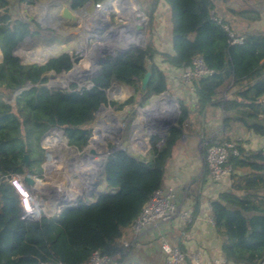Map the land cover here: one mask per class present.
<instances>
[{"label":"trees","instance_id":"trees-1","mask_svg":"<svg viewBox=\"0 0 264 264\" xmlns=\"http://www.w3.org/2000/svg\"><path fill=\"white\" fill-rule=\"evenodd\" d=\"M24 1L40 0H0V264H89L93 251L109 256L111 264H156L154 256L136 254L134 245L122 247V240L160 187L181 137L203 135L210 139L208 143L229 140L206 135L203 124L209 106H220L225 112V130L237 123L264 136V30L251 27L261 18L264 0H143L148 21L145 45L116 55L105 53L103 59L115 56L102 64L101 72L90 79L91 85L78 89L74 84L64 88L46 85L49 73L72 68L78 59L75 55L62 51L39 63L23 62L14 52L25 39H30L31 46L66 40L44 31L34 20L17 16L13 7ZM68 1L72 9H78L101 0ZM161 1L168 6L173 53L160 48L154 34ZM229 32L242 41L230 43ZM195 56L213 73L194 82L191 98L180 102L179 115L166 136H150L147 155L114 150L106 157L99 182L102 189L95 200L84 196L59 215L21 219L19 195L7 178L41 175L46 152L40 139L50 127L61 128L68 144L81 149L90 132L83 125L94 120L101 105L131 110L145 106L167 90L166 72L157 60L179 70ZM146 72L150 75L142 89L140 81ZM114 83L130 88L131 95L120 101L109 99L107 90ZM225 87L234 88L229 96L222 94ZM237 148L239 154L228 157L230 187L211 200L210 214L228 262L264 264V147L246 149L239 140ZM24 154L29 158L26 166ZM202 179L184 187L193 201V218Z\"/></svg>","mask_w":264,"mask_h":264},{"label":"built area","instance_id":"built-area-1","mask_svg":"<svg viewBox=\"0 0 264 264\" xmlns=\"http://www.w3.org/2000/svg\"><path fill=\"white\" fill-rule=\"evenodd\" d=\"M56 2L57 1H53L52 3L55 5L56 9L52 14L47 11L46 7H41L42 9H38L36 8V3L24 1L20 4L22 9L21 18L25 20H35L43 27L46 26L51 29H58L61 20L66 19L70 27V33H85L86 37L96 38V42L93 44V47L96 43L100 42L102 36L108 35L112 31L122 32L123 36H125L123 29H125L127 26H133L136 28V34L141 33L142 38L146 17L143 12L138 9L136 1L135 3L137 5V13L133 11L135 9L131 4V0H101L92 4L86 3L78 9H72L68 0L67 5H63L62 3L58 4V2ZM88 6L91 8L90 11L86 10ZM120 10H122L124 13L119 12ZM78 13L82 16L80 17ZM141 16L143 17V20L140 19ZM117 21L122 23V26H119L118 29L114 28V25ZM124 32L127 33V31ZM115 35L117 36V34ZM123 36L119 34L117 38L123 40ZM136 37L131 35L130 37L128 36L127 39H133ZM229 37L230 43L242 41V37H235L231 32H229ZM114 56L115 55L108 56L104 58V60ZM47 59L48 57H45L44 60L39 63H43ZM73 64L74 66L70 69L71 71L74 70V67L76 66L75 62H73ZM94 65L95 67L97 66V69L99 70V64L97 61L94 62ZM97 72L93 71L91 73L97 74ZM212 73L213 70L203 62L202 58L200 56H195L187 66L181 68L180 78L186 83L188 90L192 91L193 84L198 78L210 75ZM88 74H83L85 76H83V78L81 77V79H78L83 84L87 83L85 86H89L91 84L89 81L90 78L89 80L87 79L89 76ZM80 87L81 86L77 87L76 89ZM160 95L161 94L151 98L150 101L152 104L154 103L155 99L160 97ZM137 109L142 111L145 108L137 107ZM98 113L100 116L96 120L95 118L97 117ZM95 118L93 121L83 125V127L90 130V132L88 134L86 144L81 149L70 146L63 130L56 126L50 127L45 132V136L41 140L42 148L44 150H51L46 152L47 156L49 157L46 159L48 162L45 164V168L48 169L51 164H56L59 162L64 163L66 166L69 165L67 166L68 169L74 168L76 173L80 176V183L82 187L85 188V190H91V193H94V191L99 187L98 185L101 180L106 157L114 151V148H107L104 141L111 138L119 142L115 136H117L118 132L123 129L124 125L123 122H121V120L115 116L114 110L111 109L109 105H101L95 111ZM58 135L62 140L56 142L54 137H58ZM139 137L140 136L138 132H134V134L131 135V144L128 146V150L124 144H119L120 148L118 149L134 151L138 144L143 146L142 142L139 143L141 140ZM149 139L150 137H147L146 139L143 138V141L146 143L143 148H148ZM202 144H204V174L202 178L203 180H207L210 184L218 186L224 180H226L232 172V166L228 162V157L232 154H239L237 143L233 140H215L209 143L203 142ZM58 145L65 148L68 158L64 157L62 151H60L59 147H57ZM50 155L56 157H53L52 159ZM22 176L23 175H10L7 178L8 182L13 186L19 195L21 219L38 220L43 215H58V212L61 210V205L63 207L78 205L82 200V198H79L81 196L78 194L79 192L73 193V195L70 197L67 194L63 195V192L54 190L53 184L46 182H43L44 184L42 185L37 184V180H39L38 177H36L37 175H31L34 177L35 183L29 187L23 181ZM39 194H45L47 202H49L48 207H51L49 213L42 212L45 210V200L43 199L44 196L39 197ZM205 207L210 210V203H206ZM176 217H179V219L186 225L190 224L193 219L191 211L187 208L181 207L176 202L173 190L160 185V187L147 200L140 214L128 228V232L131 234V244L133 245L135 243L138 236L146 228L153 227L158 224L169 223ZM159 245L165 255V264H188V262H190V264H200L201 262V255L198 251L187 254L178 244L169 241V239H167L165 236H160ZM128 246H130V243L123 239L122 247L125 248ZM111 263L112 259L109 256L100 255L97 251L92 252L89 260V264ZM211 264L232 263L228 262L225 257H217L212 260Z\"/></svg>","mask_w":264,"mask_h":264},{"label":"rangeland","instance_id":"rangeland-1","mask_svg":"<svg viewBox=\"0 0 264 264\" xmlns=\"http://www.w3.org/2000/svg\"><path fill=\"white\" fill-rule=\"evenodd\" d=\"M53 1H57L58 4L62 3L63 5L64 4L67 5V0H65V1H63V0L62 1L61 0H40V1L36 2V8L42 9L43 7L44 8L46 7L47 11L53 14L54 10H56L55 5L52 4ZM146 1H149V0H146ZM132 2H133V0H132ZM137 2H138V9L141 10L146 17L145 27L143 29L142 38H141L142 42L134 43V44L128 46L126 49L134 47V46L143 47L145 45L146 39H147V33L146 32H147L148 21H147V16L144 13L145 5L147 2H145L143 0H137ZM13 8H14L15 12H17V16L22 17L21 6L19 4H16ZM90 9H91L90 6H88L86 10L90 11ZM78 15L80 17L82 16L79 13H78ZM40 26L44 31L53 32V33H56L58 35H61L62 37H65V39H66L65 42L62 44H51V45L44 44L41 46H35V45L31 46L30 45V39H25L17 47L16 54L20 55L23 61L42 62L45 57H49L50 55H53V54H58L62 51H67L70 54H73V55H75V57L78 58L77 61H75L76 65L79 66L82 63L85 64V67L82 68V74H81L82 76H79L80 78L88 74V73H83V72L87 71L91 68L92 64L94 63L93 59L95 58V56H92V59L88 60L85 56L84 49H87V50L97 49L98 57L100 59V57H101L100 51L101 52L104 51L105 53H108L107 51H114V54L116 55V53L121 51L118 49L126 47L125 44H122V47H114L113 48V47H110L109 45H105L101 40L99 43H96L93 47V44L96 42V38L95 37H86L85 33H70L69 32L70 27H69L66 19L61 20V23L59 24L58 29L57 28L51 29V28L46 27V26L43 27L42 25H40ZM119 26H122V23L117 21L114 25V28L118 29ZM122 36H123V34H122ZM127 36H128V33L125 34V36H123V38H126ZM111 37H112V35H111V33H109L108 38H111ZM130 40H133V39L130 38ZM116 43H119V44L123 43V40L117 39ZM116 43H113V45H115ZM160 48H162V47L160 46ZM126 49H124V50H126ZM0 60H1V52H0ZM96 61L97 60H95V62ZM157 63L159 64L160 68H165V69L167 68L159 60H157ZM70 72H71V70L64 72V73H61L60 75L48 76V80L46 82V85H48L49 87H55V85H58L59 87H63V88L64 87H70L73 84L75 85V88H77L79 86L83 87V86L87 85V83L83 84L82 82H80L78 79H76V77L72 78L68 81H64V80L60 81L59 80L61 75H66V74H69ZM83 74H85V75H83ZM88 75L89 76L87 79L89 80V78L91 79L93 76H95L97 74L96 73H89ZM166 78H167V90L161 93L160 97H162V98L158 97L160 99H158V100L155 99L153 104L151 101H149V103L146 104L145 106H143L142 108H145V110H149L154 105L156 108H157V106L161 107L163 105H166L167 100H165L163 98V96H166L167 98H170L171 100L174 101L175 109L173 111H171L169 113V115H166V116L165 115H159V117L160 116L166 117L170 121H172L174 119L172 121L174 123L175 119L178 117L179 112H180V102L182 100L185 102L189 101V99L191 98V92L192 91L187 89L188 86L180 78V73H178V75L175 76L173 74H170L168 71H166ZM172 78H175V79L178 78L177 82L175 81V83H172V81H173ZM176 86H177V88H176ZM131 93H132V90L130 88L122 86L118 83H114L107 90V97L109 99H114V100L120 101V100L127 98L129 95H131ZM156 101H157V103H155ZM105 106H107V105H105ZM110 108L114 110L115 116L120 114L117 117H118V119L121 120V122H123L124 125H123V129L118 132L117 136H115V138H117V140L119 142H117L111 138L106 139L104 141L106 143L107 148H109V149L114 148L113 150H116V149L120 148L119 144H122V145L124 144V146L128 150V146H130V144H131V135L134 134V132H138V134L140 136L139 138L143 141L144 137H145L144 139H146L147 137H150V135H152V134H157V135L158 134L159 135L164 134L165 132H167V130L170 126L169 125V126L160 128L161 127L160 123L152 120V118L156 117L155 116L156 112L155 113L151 112L152 114L149 113L150 115H147L148 112H144V110L139 111L137 109V106H135L132 110L129 107L118 108V107L110 106ZM99 113H101V112H99ZM99 113L97 114V117L95 118L96 120L100 116ZM152 121H154V122H152ZM205 125L207 126L206 129L208 128L209 130H211V129L214 130L212 133L210 132L214 137L217 136L220 138H228L229 140H233L236 143H237V141L240 140L242 146H243V143H245V144L249 143V141L246 140L245 137L247 136V132H249L251 130L243 127L240 124L235 123L230 128H227L225 130L223 128V121L219 124L216 123V125H214V123L209 124V120L207 118L206 122L203 124V129L206 132ZM138 126H140L141 128H139ZM151 127H153V129L150 130L149 128H151ZM44 134L42 136H44ZM191 136H194V135H191ZM191 136L183 135L181 137L180 141L174 147V150L177 153H186L189 156L192 154V156H191L192 159H195L196 157L194 156L193 151L191 152L190 148L188 147L191 143V140H192ZM206 138H203V137L201 138L200 136H195V143L197 145L198 154H199L200 158H202L204 155V144H202V143L207 142V140L209 139V138L208 139H206ZM42 139H43V137H41V139H40L41 147H42V143H41ZM61 140L62 139L60 137H57L55 139L56 142L61 141ZM57 147H59L60 151H62L64 157L68 158V155H66L65 148L63 146H61L62 147L61 148L60 145H58ZM254 147L255 148L253 150H256L260 147H264V144L257 143ZM135 148H136V149H134L135 152L141 153L143 155H147L149 152L150 144L148 143L147 149L143 148V146H141L139 144ZM48 151H51V150L45 149V152H48ZM47 157H49V156H47V154H46V159H47ZM51 157L53 159V157L55 158L56 156H51ZM45 160L41 164V166H42L41 175L36 176V177H38L39 180H41L42 182L49 183V184H54V186L58 185L62 189L66 188V189H71L72 191H75V192H79L78 194L81 195L79 198H83L84 196L87 197V195H89L91 193L90 192L91 190H85V188L82 187V185L80 183V176L75 172L74 168L68 169L67 166H69V165L66 166L64 163L59 162L56 164H51L50 167L48 169H46L45 164H47L48 160H46V161ZM64 165H65V167H64ZM203 174H204V169L202 168L201 173L199 174V176H197L195 178V180L198 178H202ZM195 180H193V181H195ZM98 186L99 187L94 191L93 196L87 197V198H89L90 200H95L96 193L102 189V187L100 185H98ZM41 196H44L43 199L45 200V210L42 212L49 213L50 208H51V207H48L49 202H47L45 194H39V197H41ZM75 200H77V199H75ZM124 239L130 243V246H133L131 244L132 243L131 236L130 237L125 236ZM133 249L136 251V254H141L137 250V248L133 247ZM154 258L156 259L155 260L156 264H162L163 262H165L163 260L162 255H160V254L154 255Z\"/></svg>","mask_w":264,"mask_h":264},{"label":"crops","instance_id":"crops-1","mask_svg":"<svg viewBox=\"0 0 264 264\" xmlns=\"http://www.w3.org/2000/svg\"><path fill=\"white\" fill-rule=\"evenodd\" d=\"M264 6V2H263ZM155 38L157 44H159L166 52H172L171 36H170V23L168 6L165 2L161 1L156 17ZM252 28L258 30H264V7L259 21L253 22ZM167 68H161L165 72L178 75L181 69H172V67L163 63ZM172 83L177 82L178 78H172ZM177 88V86H176ZM188 89V88H187ZM234 88H223L222 94L229 96V93ZM206 115L209 120V124L216 125L221 123L226 114L220 106H209L206 108ZM205 125V129H206ZM214 130L206 129L208 137H214L211 133ZM211 132V133H210ZM201 138L203 135L200 136ZM192 140L188 146L193 151L195 159H192V154L189 156L186 153H177L174 149L165 167L161 184L165 188H171L175 194L176 202L183 208L192 210L193 201L186 195L184 190L185 186H188L199 174L202 168L204 169V157L200 158L198 154L197 145L195 143V136H191ZM249 143H243V147L246 149H254L257 143L264 144V136H259L253 133V131L247 132L245 137ZM177 145V144H176ZM191 157V158H190ZM194 158V157H193ZM231 180L228 177L218 186L210 184L207 180H203L199 186L200 198L197 214L192 219L191 223L187 226L179 217H176L171 222L166 224H158L153 227L146 228L137 238L133 244L135 248L146 256L162 255L163 260L165 258L159 245L160 236H165L169 241L178 244L183 251L187 254L198 251L201 255L200 264H211L212 260L217 257H224L221 251V239L217 235L214 228V223L205 205L215 199L221 191L227 190L230 187ZM125 236L130 237V232L125 233ZM162 264H165L163 262ZM190 264V262H188Z\"/></svg>","mask_w":264,"mask_h":264},{"label":"bare ground","instance_id":"bare-ground-1","mask_svg":"<svg viewBox=\"0 0 264 264\" xmlns=\"http://www.w3.org/2000/svg\"><path fill=\"white\" fill-rule=\"evenodd\" d=\"M131 4H132V6H133V8L135 9V10H133L134 12H136L137 13V5H136V3H135V1L133 0V2H132V0H131ZM119 12H121V13H124V12H122V10H120ZM140 19L141 20H143V17L141 16L140 17ZM122 31V30H121ZM124 31H127V33H128V36L130 37L131 35H134L136 38H133V40H130V38L129 39H126V38H124L123 39V43H116V40L118 39L117 37L119 36V34L120 35H122V32H117V31H112V32H110L111 33V35H112V37L111 38H108V35H105V36H102L101 37V41L105 44V45H109L110 47H122V44H125L126 45V47L125 48H120V49H118V50H124V49H126L128 46H130V45H132V44H134V43H140L141 42V33H138V34H136V32H137V30H136V28H134L133 26H127L125 29H123V33L124 34H127V33H125ZM114 32V33H113ZM115 34H117V36L115 35ZM111 42V43H110ZM113 43H116L115 45H113ZM78 46V45H77ZM84 52H85V56H86V58L88 59V60H91L92 59V56H95V58L93 59L94 60V62H95V60H98L99 59V57H98V53H97V49H91V50H87V49H84ZM103 52V51H102ZM108 53H114V51H107ZM100 54H101V51H100ZM104 54H105V52L102 54V56H101V58L99 59V60H102L103 59V56H104ZM85 67V64L84 63H82L81 65H76L75 66V68H74V70H72L69 74H66V75H61L60 76V78H59V80L60 81H62V80H64V81H68V80H70V79H72V78H75L76 77V79H81L79 76H82L81 74H82V68H84ZM97 72L98 71V69H97V66L95 67V65H94V63L92 64V66H91V68L89 69V70H87V71H84L83 73H91V72ZM78 77V78H77ZM83 78V77H82ZM59 81V82H60ZM119 93V92H118ZM117 93V94H118ZM123 93V92H122ZM160 98H162V97H160ZM160 98H157L156 100H158V99H160ZM163 98L165 99V100H167V104L166 105H163V106H161V107H158L157 106V108L155 107V105L151 108V109H149V110H145V109H143L144 110V112H148V114L147 115H150V114H152V113H155L156 115V117H154V118H152V120H154V121H157V122H159L160 123V128H162V127H166V126H169L171 123H172V121H170V120H168V118H166V117H162V116H160L159 117V115H169V113L171 112V111H173L174 109H175V104H174V101L173 100H171L170 98H167L166 96H163ZM155 103H157V101L155 102ZM152 112V113H151ZM150 113V114H149ZM120 114H118V115H116V116H119ZM154 121H152V122H154ZM139 128H141L140 126H138ZM168 128V127H167ZM150 130L151 129H153V127H151V128H149ZM142 132V131H141ZM141 134V133H140ZM59 137V136H58ZM142 137V136H141ZM55 139L57 138V137H54ZM145 138V137H144ZM54 139V140H55ZM142 142V144H143V146L146 144L144 141H139V143H141ZM76 172V171H75ZM75 181V180H74ZM70 182V181H69ZM37 184H44L41 180H37ZM53 186H54V184H53ZM73 186V185H72ZM54 190H56V191H60V192H63V195H65V194H67L68 196H72L73 195V193L75 192V191H72L71 189H62V188H60L58 185H55L54 187ZM79 188V187H78ZM61 207H63L62 205H61Z\"/></svg>","mask_w":264,"mask_h":264},{"label":"water","instance_id":"water-1","mask_svg":"<svg viewBox=\"0 0 264 264\" xmlns=\"http://www.w3.org/2000/svg\"><path fill=\"white\" fill-rule=\"evenodd\" d=\"M136 1V3H137V5H138V2H137V0H135ZM7 10V8H5V11ZM134 47H136V46H134ZM138 47V46H137ZM132 48V47H131ZM16 49L17 48H15V50H14V52L16 53ZM129 49V48H128ZM127 50V49H126ZM126 50H121V51H119V52H121V53H123V52H125ZM105 62H107V59H102V60H97V63L99 64V70H98V72H97V74H99L100 72H101V67H102V64H104ZM74 66V64L72 65V67ZM61 73H64V72H61ZM61 73H58V74H61ZM54 75H56V74H54V73H50L49 74V76H54ZM149 75H150V73L149 72H146L144 75H143V77L141 78V88L142 89H145L146 88V85H147V82H148V79H149ZM90 81V80H89ZM30 84L29 83H27V84H25L24 86H22V87H20V88H18L17 90H15L14 92H13V94H12V98H14L15 97V95L17 94V93H19L22 89H24V88H27L28 86H29ZM91 85V84H90ZM57 87H59L58 85H55V88H57ZM62 88V87H61ZM174 120V119H173ZM172 120V121H173ZM173 125V122L170 124V126H169V128H168V130L171 128V126ZM167 130V131H168ZM166 134H167V132H165L164 134H162V135H159L160 137H165L166 136ZM44 136H45V134H44ZM44 136H42V137H44ZM28 162H29V158H28V155L27 154H24L23 155V164H24V166H26L27 164H28ZM22 179H23V181L30 187V186H32V185H34V183H35V180H34V177H32L30 174H24L23 176H22ZM93 196V192L92 193H90L89 195H87V197H92ZM72 206H75V205H72ZM68 206H65V207H63L59 212H58V215L59 214H61V213H63L65 210H66V208H67Z\"/></svg>","mask_w":264,"mask_h":264}]
</instances>
